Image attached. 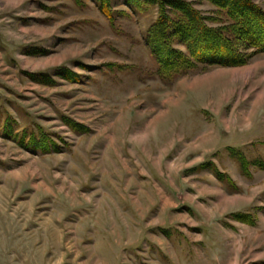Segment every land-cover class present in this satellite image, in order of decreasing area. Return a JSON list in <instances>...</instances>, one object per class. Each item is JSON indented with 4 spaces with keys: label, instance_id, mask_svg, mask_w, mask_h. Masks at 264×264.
Returning a JSON list of instances; mask_svg holds the SVG:
<instances>
[{
    "label": "rangeland",
    "instance_id": "374dc122",
    "mask_svg": "<svg viewBox=\"0 0 264 264\" xmlns=\"http://www.w3.org/2000/svg\"><path fill=\"white\" fill-rule=\"evenodd\" d=\"M111 4L113 23L97 0H0V264H263L264 54L165 80L146 44L158 6ZM7 118L62 149L31 152Z\"/></svg>",
    "mask_w": 264,
    "mask_h": 264
},
{
    "label": "trees",
    "instance_id": "16d2710c",
    "mask_svg": "<svg viewBox=\"0 0 264 264\" xmlns=\"http://www.w3.org/2000/svg\"><path fill=\"white\" fill-rule=\"evenodd\" d=\"M215 7L213 15H206L188 0H127V4L142 9L158 6V16L149 26L146 44L157 62V74L165 80H174L198 67L241 66L255 55L264 54V7L254 0H207ZM101 11L114 22L112 0H97ZM26 74L34 81L56 84L48 72ZM55 74L72 82H82V76L66 66ZM65 123L77 132H87L86 125L65 117ZM5 137L18 140L33 153L49 154L62 149L61 144L46 130L14 132L10 119L3 125ZM247 171L248 161L240 160ZM254 164L264 169V161ZM199 168H212L217 177L228 183L232 179L212 163ZM234 219L254 224L251 213L235 212ZM264 264V263H263Z\"/></svg>",
    "mask_w": 264,
    "mask_h": 264
}]
</instances>
